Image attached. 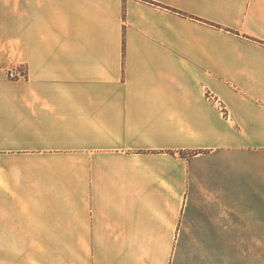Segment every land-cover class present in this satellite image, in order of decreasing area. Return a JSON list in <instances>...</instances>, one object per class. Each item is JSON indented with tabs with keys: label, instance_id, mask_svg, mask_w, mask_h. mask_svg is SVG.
<instances>
[{
	"label": "crops",
	"instance_id": "0c3cea01",
	"mask_svg": "<svg viewBox=\"0 0 264 264\" xmlns=\"http://www.w3.org/2000/svg\"><path fill=\"white\" fill-rule=\"evenodd\" d=\"M252 248L264 0H0V264H264Z\"/></svg>",
	"mask_w": 264,
	"mask_h": 264
},
{
	"label": "built area",
	"instance_id": "2783aa9c",
	"mask_svg": "<svg viewBox=\"0 0 264 264\" xmlns=\"http://www.w3.org/2000/svg\"><path fill=\"white\" fill-rule=\"evenodd\" d=\"M8 76L11 79H24L26 77V70L24 66H19L16 69H11L8 71ZM209 98L211 101H214V103H218L217 100H215L214 96L209 93ZM219 105V109L221 110V112H223L225 114V108L223 105H221L220 103H218Z\"/></svg>",
	"mask_w": 264,
	"mask_h": 264
},
{
	"label": "rangeland",
	"instance_id": "374dc122",
	"mask_svg": "<svg viewBox=\"0 0 264 264\" xmlns=\"http://www.w3.org/2000/svg\"><path fill=\"white\" fill-rule=\"evenodd\" d=\"M25 67V66H24ZM18 68V67H17ZM16 69V68H15ZM25 70H26V77L24 79H26L28 77V71H27V68L25 67ZM20 80V79H18ZM236 250V254H241L242 255V252H244V249H235ZM227 249H225V253L227 254ZM250 254L252 255L253 257V262H254V259H259V256H263L264 257V249H257V248H252L250 249ZM255 263V262H254ZM253 263V264H254ZM176 264H180L179 263V260H177V263Z\"/></svg>",
	"mask_w": 264,
	"mask_h": 264
}]
</instances>
